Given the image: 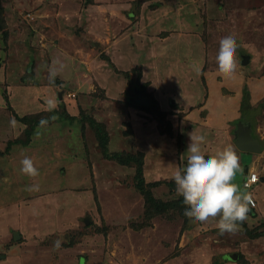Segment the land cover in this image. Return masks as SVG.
<instances>
[{
    "label": "rangeland",
    "instance_id": "rangeland-1",
    "mask_svg": "<svg viewBox=\"0 0 264 264\" xmlns=\"http://www.w3.org/2000/svg\"><path fill=\"white\" fill-rule=\"evenodd\" d=\"M0 6L7 36L6 42L0 39V92L8 97L12 88L21 90L22 101L13 103L16 114L44 110L41 117L48 116L46 100L55 98L60 114L94 117L108 133L107 151L140 152L145 182L158 184L155 198L173 202L167 212L148 218L134 185V165L105 158L87 123L82 128L77 120L53 114L50 122L35 126L29 142L38 156L37 177L21 173L23 157L13 168L7 162L0 166L2 189L13 194L9 203L24 205L0 212V264H264V217L248 212L238 231L221 235L219 217L192 222L184 215L187 206L174 203L180 199L174 174H183L182 144L190 143L181 139V111L213 90L228 102L264 73V0H0ZM228 35L238 45L232 78L223 77L216 63L219 41ZM240 55L249 57L248 64ZM57 59L66 66L50 82L49 68ZM114 63L133 69L131 83L115 72ZM133 86L167 116H154L156 103L129 106ZM16 92L11 90L12 97ZM229 107L220 110L229 113ZM261 108L247 110L260 127ZM13 111L0 103V120L7 122ZM154 117L162 126L169 120L174 135L161 134ZM239 156L250 162V155ZM240 178L241 171L234 183L243 193ZM34 184L39 190L29 191ZM13 231L20 234L15 241Z\"/></svg>",
    "mask_w": 264,
    "mask_h": 264
},
{
    "label": "clouds",
    "instance_id": "clouds-1",
    "mask_svg": "<svg viewBox=\"0 0 264 264\" xmlns=\"http://www.w3.org/2000/svg\"><path fill=\"white\" fill-rule=\"evenodd\" d=\"M237 47L236 39L232 35L219 41L216 63L219 73L225 78H232L236 73ZM65 66L59 59L54 60L49 68V81L54 82ZM46 104L49 111L57 107L55 98L47 99ZM40 123L44 125L47 121L42 120ZM189 136L186 168L183 174L179 170L174 174L177 194L183 197V203L187 206L184 215L192 222L200 223L219 217L216 227L220 234L235 233L239 224L247 219L252 200L250 193H241L239 186L233 183L236 173L242 170L239 156L232 145H227L205 158L201 149L205 142L204 136L194 132ZM20 164L22 174L31 178L39 175L30 157L24 156ZM28 190L38 191L39 185L34 184ZM59 245L60 241L54 242V247L58 248Z\"/></svg>",
    "mask_w": 264,
    "mask_h": 264
},
{
    "label": "crops",
    "instance_id": "crops-1",
    "mask_svg": "<svg viewBox=\"0 0 264 264\" xmlns=\"http://www.w3.org/2000/svg\"><path fill=\"white\" fill-rule=\"evenodd\" d=\"M157 43H159V41ZM152 45H154V43H152ZM146 67L150 68V66L144 65L143 70H146L145 69ZM118 69L123 70L122 68H119V67ZM263 81H264V73L261 74L260 76H257L256 79H251L250 81H247L246 86L248 88L247 92L249 91L248 92V103L250 105V108L258 104L259 105L262 104L261 115H262V120L264 121V109H263L264 100H262V98H264V82ZM209 85H211L210 80L209 81L207 80L206 89L207 87L209 88ZM112 86L114 88L116 87V81H115V84H113ZM222 86H224L225 88L232 87V85H230L228 82H225V81L222 82ZM15 89H17L16 96L12 97L11 90L14 91ZM110 89L114 91L113 88H110ZM110 89L109 91L110 93H112ZM11 90H9L8 92V97H4V95H2V92H0V103H2V107L5 106L7 110L9 108L12 111L13 110L15 111L16 106L13 103L17 102L19 104L23 98H21L20 96L21 90H18V88H12ZM116 92H118L117 88L115 90V93ZM207 94L208 95L206 96V98L204 97L205 99L199 102L197 105H192V106L186 105L184 109L181 111L182 113H184V116L182 119L183 121L182 122L183 124L182 132L180 133L182 136L181 139H185V141H190L189 134L191 132H194L196 135L204 136L205 142L201 145V149H202V153L205 155V158H207L210 155L215 154L217 150H221L223 147H226L227 145H232L236 153H238V156H239V152H241L242 154L250 155L251 156L250 162L245 163V164L241 161V156H239V163L242 169L240 181L242 183L244 176L250 171L252 172L255 171L258 173L260 181H258L254 185V188L252 190V193L257 199V208H254L253 210L249 209V213L251 216H255V213H256L258 217L259 216L264 217V124L262 127H260V125H256L255 124L256 121H254L252 113L248 112L247 110H245L243 114L241 113L240 105H241V100H242V92L240 93V95L237 93V97L235 96L234 99L229 97L231 100H229L228 102H226L225 100H221V98L217 95L218 93L215 90H213V94L212 92L211 93L207 92ZM225 96L228 97L227 95ZM227 103L230 104L229 113L222 111V109L225 108ZM212 105L215 108H213ZM219 105L222 106L221 110H220ZM216 107L219 108V111L215 110ZM193 112H197L198 117H194ZM15 113L17 112L15 111ZM187 120H189L188 122L190 124H186ZM238 121L243 122L244 124L250 125L251 134L257 137L260 142V149L258 152H253V153L242 152L238 150L236 146L234 145L235 129H236V125ZM21 130H22V124L18 120H16V118H14L11 115V113L9 114V118L7 122L0 120V150H4L7 143L9 141H13L15 137H17L21 133ZM182 145L184 149L183 153H186L185 156L187 158L189 155V153L187 152L189 144H182ZM33 149H34V146H32L31 143L24 145V146L20 144L13 145L8 155H4V156L0 155V166L5 165L4 162H7V164L9 165L8 167L13 168L19 162V159H21L24 156L33 157L34 158L33 162H35L37 159L36 157L38 156H36V153L34 154L32 153ZM185 156H182V157H185ZM4 179L5 178L1 177V171H0V182L2 183L6 182V179L5 181ZM1 184H0V212H2V209L4 211H7L8 207L11 205L16 206L17 208L16 210H19V209L22 210L21 207L24 206L22 203V200H17V201L15 200L9 203V201L11 200L10 197L13 196V194L9 196L10 193H8L7 190L2 189L4 187ZM243 193H245V190L243 191ZM6 199H7V202H6ZM16 202H18V204H16ZM0 217H1V213H0ZM12 228L13 227L10 226L8 229L12 230ZM54 229H56V226H54ZM16 230L18 229L16 228ZM13 233H12V239H13ZM41 233H44V231L38 232L35 234L32 233L30 234V236L32 238L37 237V236H40ZM18 235L20 237L19 233Z\"/></svg>",
    "mask_w": 264,
    "mask_h": 264
},
{
    "label": "trees",
    "instance_id": "trees-1",
    "mask_svg": "<svg viewBox=\"0 0 264 264\" xmlns=\"http://www.w3.org/2000/svg\"><path fill=\"white\" fill-rule=\"evenodd\" d=\"M4 25H5V21H4L3 13L1 12V6H0V39L2 38V40L4 42H6L7 36L5 35V29H4L5 26ZM2 64H3V62H0V66H3ZM134 69L138 70L139 68H138V66H136V68H134ZM114 70L117 74L121 75L127 83H131L133 69L131 71H129V70L125 71V70H118L117 68H114ZM139 73H140V70H139ZM134 86H136V85H134ZM134 86L132 88L133 94H134V89H138L141 92L142 96L145 98V96L143 95L142 89L138 88V87H134ZM2 95H4V94H2ZM4 97H5V95H4ZM126 102H127V104H129V106H132V104H134L132 97H130V96L126 97ZM151 103L157 104V102H155V100L149 99V103L147 106H150ZM147 106H142V108L145 110L148 108ZM172 106L174 108L176 107L174 105H172ZM156 107H157L156 108L157 110H155V112H157V114H155L154 116L157 118V117L162 115V118L164 119L165 116H167V112L165 110L160 111L158 109V104L156 105ZM249 108H250V105L248 103V92H247L246 88L244 87V91L242 93L240 111L243 114L245 112V110H248ZM151 110L154 111V109H152V107H151ZM48 112H49V115L45 116V117L44 116L41 117L42 114L46 113L44 110H42L40 112L33 113V114H28L31 116H28V115L20 116V115L16 114L15 112H11V115L14 118H16V120H18L20 123L24 124L25 127L23 128V130L19 136L15 137V139L13 141H9L7 143L4 150H0V155L1 156L7 155L9 153V151L11 150V147L15 144H20L22 146L29 144V142L31 141V136L35 130L34 129L35 126L40 125L41 124L40 122L42 120H46L47 122H50L53 114H57V116L59 118L67 120L69 123H73L74 120H77V122L80 123V126L82 128H83V124L87 123L88 127L92 128V130L94 131L95 136L97 138L98 146L101 148V152L105 158L110 159V160H114L118 164L125 165V166H128L130 164L134 165V167H135V174H134L135 183H134V185L138 189V191L143 195V197L145 199L146 207H145L144 213H146V216H148V218H150L151 216H153L155 214H161V213L167 212L171 208L173 202H167L166 203V202L160 201L157 198H155L152 189L156 185H158L157 181L145 182L144 177H143V170H142L143 159H142L140 152H139V154L134 153V155L133 154L123 155L119 152L109 153L107 151L109 136H108V133L105 129V126L92 116H89V115L82 113L81 116L78 118L76 116H70L68 114H60L55 109L52 111H48ZM155 117L153 118V120L156 122L155 125H159L160 133L166 134L169 136L170 135L173 136L174 134L172 131V124H170V121L165 119L164 120V121H166L165 125L162 126L161 124H159L158 120ZM170 185H172V184H170ZM174 203L176 204L177 207H181V209H183L186 206L183 203V197L182 196H180V199L176 200ZM249 209L253 210V208H249ZM258 235H263V234L259 233Z\"/></svg>",
    "mask_w": 264,
    "mask_h": 264
},
{
    "label": "water",
    "instance_id": "water-1",
    "mask_svg": "<svg viewBox=\"0 0 264 264\" xmlns=\"http://www.w3.org/2000/svg\"><path fill=\"white\" fill-rule=\"evenodd\" d=\"M241 62L243 65L248 64L249 57L247 55L241 56ZM135 97L133 98L134 102H137L138 104L146 105L148 103V99L144 98L141 94V92L136 89L135 90ZM60 98V97H59ZM234 145L236 148L242 152H258L260 149V142L257 137L253 136L251 134V127L249 124H244L243 122L238 121L235 129V140ZM260 179V178H259ZM83 221L85 224H88L90 222V219L87 215L83 217ZM19 238L18 233H13V239L16 240ZM237 253H234L230 255L231 259H236Z\"/></svg>",
    "mask_w": 264,
    "mask_h": 264
},
{
    "label": "built area",
    "instance_id": "built-area-1",
    "mask_svg": "<svg viewBox=\"0 0 264 264\" xmlns=\"http://www.w3.org/2000/svg\"><path fill=\"white\" fill-rule=\"evenodd\" d=\"M242 181H243L242 182V187L245 190V194H249V193L251 194L252 200H251V204L249 205V208H255V206H256V198H255L254 194L252 193V190L254 188V185L258 181H260L258 173L255 172V171H253V172L250 171L244 176Z\"/></svg>",
    "mask_w": 264,
    "mask_h": 264
}]
</instances>
